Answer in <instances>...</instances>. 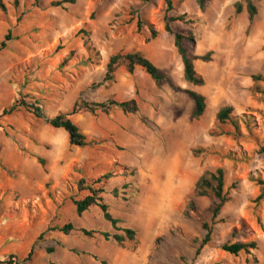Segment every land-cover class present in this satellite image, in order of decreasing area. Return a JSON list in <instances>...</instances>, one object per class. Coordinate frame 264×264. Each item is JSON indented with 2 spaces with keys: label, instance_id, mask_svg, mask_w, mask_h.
I'll return each mask as SVG.
<instances>
[{
  "label": "rangeland",
  "instance_id": "374dc122",
  "mask_svg": "<svg viewBox=\"0 0 264 264\" xmlns=\"http://www.w3.org/2000/svg\"><path fill=\"white\" fill-rule=\"evenodd\" d=\"M57 1L20 0L17 8L15 0H2L0 8V44L12 36L0 52V261L24 259L34 247L32 264H264V97L254 93L253 82L264 76V0H255L252 24L246 8L236 13L241 0H211L204 11L196 0H175L171 16L192 23H172V30L193 32L190 55L210 54L208 62H195L202 87L184 79L174 37L165 30V0H76L53 7ZM131 10L157 31L156 39L148 27L137 33ZM132 51L149 58L166 83L158 87L143 70L130 75L121 66L115 83L97 86L109 59ZM186 91L207 99L199 120L192 119L194 102ZM80 98L136 101L139 110L75 116L86 136L104 142L88 149L71 147L65 131L24 109L2 117L25 101L54 119ZM226 107L234 109L244 138L213 135ZM198 150L205 152L197 156ZM218 169L235 189L213 224L212 201L198 197L196 186ZM110 172L114 177L99 186L102 197L120 226L137 234L123 244L85 237L83 229L123 234L98 207L79 216L74 204L88 195L78 190L81 178L93 182ZM203 223L213 226L212 241L197 255ZM68 224L74 230L64 235ZM253 242L258 249L238 257L222 250Z\"/></svg>",
  "mask_w": 264,
  "mask_h": 264
},
{
  "label": "trees",
  "instance_id": "16d2710c",
  "mask_svg": "<svg viewBox=\"0 0 264 264\" xmlns=\"http://www.w3.org/2000/svg\"><path fill=\"white\" fill-rule=\"evenodd\" d=\"M151 1V0H147ZM184 2L185 0H179ZM199 8L204 11L207 7V4L211 0H196ZM174 2L175 0H165L166 3V17H165V30L167 33L171 34L174 37L175 47L182 58L183 66H184V79L186 83L196 86L202 87L205 84L204 78L196 71L195 62L203 61L208 62L210 59V54L207 56H195L190 55L189 50L187 48V44H194V35L193 32L187 33H179L174 32L172 30L171 24L176 22L181 23H192L187 22L186 16H171V13L174 11ZM76 4V0H61L57 2H53L52 6L56 8H65L67 5ZM20 5V0H15V6L18 8ZM0 8L5 9V6L0 0ZM247 10L249 15V21L252 24L256 16L258 15V8L255 4V0H241L236 3L235 9L237 15L243 13V11ZM131 20H137V33L143 34L145 27L149 28V32L151 34L152 39H156L158 33L154 28L148 24H146L142 18L139 16L138 11L131 10L130 11ZM12 42L11 34L5 37V40L0 44V52L6 50L8 48L9 43ZM89 61H93L91 58ZM121 66L126 68V71L133 75L137 71V69L143 70L155 83L158 87H162L166 83L165 74L142 52L140 51H132V52H119L113 55L107 64L106 71L102 81L97 84V86L103 87L108 84H113L116 81L117 71ZM254 93L256 95H260L264 97V76H254ZM96 86V85H94ZM189 98L194 102V111L192 114L193 120L201 119L207 110V99L205 96L194 92V91H186ZM26 110L29 113L33 114L37 119L44 120L46 123L56 130H63L69 136V143L71 147H77L80 149H88L95 148L100 145H104V142L98 141L96 139H91L86 136L80 129V127L73 121V118L82 113H90L92 115H97L98 113L110 114L113 110H121L126 114H135L138 112L139 108L136 101H128V102H119L115 100H108L102 103H90L83 98L74 105L73 109L66 114H60L54 119H48L43 110L40 107L35 105H30L25 101H20L15 103L12 107L5 109L2 117L4 116H12L20 110ZM245 124L248 125L249 122L245 121ZM231 127L233 132H229L226 128ZM250 126L248 125L247 128ZM219 131V133H216ZM216 136H227L232 137L236 140H240L243 137L241 133L240 120L238 117L234 116V109L232 107H226L222 109L217 115V126L214 130V134ZM204 150L196 151V155H200ZM262 153H264V148L262 149ZM39 164L45 167L46 162L42 159L39 160ZM114 177L113 173L105 174L99 179L90 182V180L84 176L78 182V190L80 192H87L88 195L81 199L74 201L76 212L79 216L84 215L93 207H98L104 219L109 222L113 229L117 232L122 233L111 235L107 232H100L97 230H87L83 229L81 232L87 238H94L98 235L102 236L107 241L113 239L118 244H123L126 240L134 241L136 238V231L130 228H122L121 221L113 217V215L109 211L108 205L105 203L102 194L104 193L103 188H99L100 185H103L105 182L109 181ZM259 184L262 186V190L264 193V181H259ZM235 188H230L226 184V177L224 169H218L212 173H206L203 175L197 183L196 186V195L201 198H208L212 201V206L210 209L212 215V222L215 224L217 219L220 217L223 208L231 201V191ZM116 195L118 191L114 192ZM264 195L260 196L259 200L263 199ZM196 205L194 202L190 204V211L196 213ZM203 229L206 231V236L202 242L200 250H198L197 255H199L200 251L208 246L212 241L213 235V226L209 223L202 224ZM74 230V226L72 224H68L61 228V232L64 235H69ZM258 249V244L253 242L250 244H226L222 247V250L230 255L235 257L240 256L241 253H250L251 251H255ZM35 253V248L32 247L29 254L26 258L20 259L17 256H9L6 260L0 261V264H32L33 257Z\"/></svg>",
  "mask_w": 264,
  "mask_h": 264
}]
</instances>
